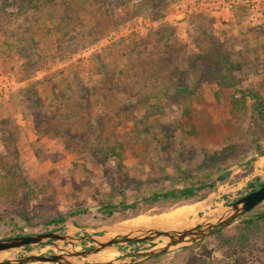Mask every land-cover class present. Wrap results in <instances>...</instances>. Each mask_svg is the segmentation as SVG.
Returning <instances> with one entry per match:
<instances>
[{
  "label": "rangeland",
  "instance_id": "obj_1",
  "mask_svg": "<svg viewBox=\"0 0 264 264\" xmlns=\"http://www.w3.org/2000/svg\"><path fill=\"white\" fill-rule=\"evenodd\" d=\"M32 2L0 3V239L48 231L112 237L130 229L121 224L127 218L201 200L208 204L198 213L204 219L264 182V0ZM197 14L234 60L257 65L236 69V86L219 88L210 65L197 57L181 66L190 70L189 88L177 92L171 72L150 63L161 33L186 44L187 54L198 52ZM240 90L245 106L232 112L231 96ZM254 98L263 106L256 108ZM224 172L228 177L219 180ZM199 185L195 195H182ZM169 190L178 198L144 199ZM135 199V209L109 213L105 206ZM263 211L264 201L220 228L226 242L216 231L146 258L136 253L161 239L120 242L117 258L231 264V243L244 235L237 244L244 264H260L264 219L252 235L246 221ZM60 216L65 219L57 221ZM74 244L85 249L93 241ZM57 245L73 247L62 240L35 243L0 252V260L60 253Z\"/></svg>",
  "mask_w": 264,
  "mask_h": 264
},
{
  "label": "trees",
  "instance_id": "obj_2",
  "mask_svg": "<svg viewBox=\"0 0 264 264\" xmlns=\"http://www.w3.org/2000/svg\"><path fill=\"white\" fill-rule=\"evenodd\" d=\"M42 0H33L31 5H37ZM8 0H0V3L6 5ZM206 19L202 14H197L196 17L192 20V27L195 31L194 41L196 42L198 52L187 54L186 53V44L181 43L178 40H172L171 35H165L161 33L157 38V43L154 45L155 50L151 52L152 59L150 63L160 66L161 70L167 69L169 70L170 77L172 80H175L176 91L179 92L181 89L186 90L189 88L186 85V80L189 74V69H183L181 66L187 62L188 64H195V59L200 58L203 59L204 62H207L210 65V72H212V79H215L216 84H218L219 88L224 87H232L236 86L238 83V78L234 77L233 72L236 69L248 68L249 70L256 69V64L253 61H250L247 57H240V60L233 59L232 53L225 49L222 43L219 40V37L212 31V28L206 25ZM163 27V26H162ZM159 33V31H158ZM192 66V65H191ZM254 69V70H255ZM184 79V81H183ZM186 79V80H185ZM211 79V77H210ZM247 94L244 91L240 90L237 93H234L231 96V111L235 112L245 106ZM254 97V96H253ZM256 102V108L263 106V103L254 98ZM261 115H264V109H261ZM264 119V116L262 117ZM260 155H264V148L260 151ZM228 177V173H220L218 175V179L225 181ZM206 185V184H205ZM210 185V184H209ZM203 188L202 185L190 186L181 191L182 195L193 196L197 191H200ZM178 198V194L174 190L162 191V192H154L149 196L144 197V199L148 203H153L160 198ZM139 204V199H135L131 202L121 201L117 204H107L106 209H109V213H113L115 211L127 208L135 209ZM137 210L134 214H137ZM70 214H76V211L71 212ZM65 216H60L57 218V221H63ZM257 219H264V211L259 213L257 217L253 219H249L246 221V232L247 234H253L254 231H257L259 228V224ZM220 230V229H219ZM221 232L218 231L215 233L218 236V240L220 242H226L222 237L219 236ZM245 234V236L247 235ZM244 235H237L236 238L233 239L231 243L232 251L230 253L231 264H244L246 262L245 255L241 250L238 249L237 244L242 242V237ZM247 243L245 241L244 245ZM154 264H159L158 261L154 262ZM260 264H264L261 262Z\"/></svg>",
  "mask_w": 264,
  "mask_h": 264
},
{
  "label": "water",
  "instance_id": "obj_3",
  "mask_svg": "<svg viewBox=\"0 0 264 264\" xmlns=\"http://www.w3.org/2000/svg\"><path fill=\"white\" fill-rule=\"evenodd\" d=\"M251 186L253 187L254 184ZM262 201H264V182L258 188L229 203L225 209L204 217V219L194 225L182 228H130L127 229V232L125 233L106 238H99L92 235L75 237L68 233H59L55 231L9 236L0 239V252L27 247L35 243L55 242L56 240L71 243L73 247L68 248L57 245V247L61 250L60 253H30L29 255L23 257L0 260V264H26L36 260L57 262L58 264H129L134 261H125L124 257H120L115 260L95 261L89 263H76L73 261V258H89L92 254L108 247H114L117 249L118 247H116L115 244L120 242H141L152 239H161L162 242L160 245H155L154 247L144 251H138L136 255H141L143 258H146L164 253L170 250L173 245L201 240L214 234L220 228L230 225L239 215L252 210ZM138 215L139 214L135 216ZM74 238L78 240L89 238L93 241V245L85 249H73L76 248Z\"/></svg>",
  "mask_w": 264,
  "mask_h": 264
},
{
  "label": "bare ground",
  "instance_id": "obj_4",
  "mask_svg": "<svg viewBox=\"0 0 264 264\" xmlns=\"http://www.w3.org/2000/svg\"><path fill=\"white\" fill-rule=\"evenodd\" d=\"M259 163L264 165V155L259 159ZM209 200V199H208ZM207 201L201 200L198 202L185 203L170 209L167 212L154 213V214H139L135 217L127 218L121 224L129 228L138 227H157V228H182L191 226L202 220L199 217V212L207 208ZM101 238H106L101 237ZM117 249L108 247L101 250L99 253L92 254L89 258L95 261H107L117 259ZM85 260V259H84ZM92 260V261H93ZM73 261H79L73 258ZM42 264H51L49 261H41Z\"/></svg>",
  "mask_w": 264,
  "mask_h": 264
},
{
  "label": "flooded vegetation",
  "instance_id": "obj_5",
  "mask_svg": "<svg viewBox=\"0 0 264 264\" xmlns=\"http://www.w3.org/2000/svg\"><path fill=\"white\" fill-rule=\"evenodd\" d=\"M262 183H263V182H262ZM262 183H261V184H262ZM253 184H254V186L252 187V189H251L250 191H252V190H254V189L258 188V187L261 185V184H260V185H257V187H256V186H255V185H256V183H253ZM250 191H249V192H250Z\"/></svg>",
  "mask_w": 264,
  "mask_h": 264
}]
</instances>
